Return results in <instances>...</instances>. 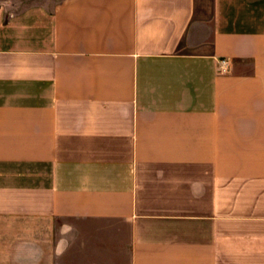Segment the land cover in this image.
Returning <instances> with one entry per match:
<instances>
[{"label": "crops", "instance_id": "crops-1", "mask_svg": "<svg viewBox=\"0 0 264 264\" xmlns=\"http://www.w3.org/2000/svg\"><path fill=\"white\" fill-rule=\"evenodd\" d=\"M201 12L0 0V264H264V0Z\"/></svg>", "mask_w": 264, "mask_h": 264}, {"label": "rangeland", "instance_id": "rangeland-1", "mask_svg": "<svg viewBox=\"0 0 264 264\" xmlns=\"http://www.w3.org/2000/svg\"><path fill=\"white\" fill-rule=\"evenodd\" d=\"M55 2H60L61 0H54ZM203 4V14L201 12V16H206L208 14V10L210 8V0H202Z\"/></svg>", "mask_w": 264, "mask_h": 264}, {"label": "built area", "instance_id": "built-area-1", "mask_svg": "<svg viewBox=\"0 0 264 264\" xmlns=\"http://www.w3.org/2000/svg\"><path fill=\"white\" fill-rule=\"evenodd\" d=\"M227 64H228V63H227L226 61H224V62L222 63V69H223V72L226 71Z\"/></svg>", "mask_w": 264, "mask_h": 264}]
</instances>
